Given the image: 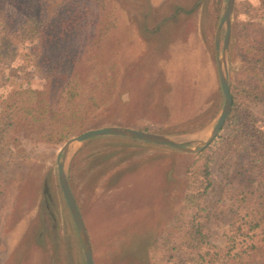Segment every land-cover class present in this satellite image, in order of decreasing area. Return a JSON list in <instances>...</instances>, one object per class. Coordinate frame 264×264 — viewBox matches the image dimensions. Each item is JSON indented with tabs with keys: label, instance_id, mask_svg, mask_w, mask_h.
<instances>
[{
	"label": "rangeland",
	"instance_id": "374dc122",
	"mask_svg": "<svg viewBox=\"0 0 264 264\" xmlns=\"http://www.w3.org/2000/svg\"><path fill=\"white\" fill-rule=\"evenodd\" d=\"M226 1L95 0L99 2L94 7L99 11L97 22L89 28L81 23L73 28V44L68 43L70 36L59 41V46L88 54L78 67L82 76L86 71L93 74V81L85 85L87 91L97 83L105 89L106 84L112 97L85 125H74L62 143H37L23 136L9 140L6 149L5 142L0 143V264H86L59 184L58 160L71 138L107 127L184 141L210 134L225 101L215 37ZM21 19L17 15L18 23ZM105 23L110 27L105 28ZM236 26L243 34L232 52ZM87 32L95 36L84 48L81 39ZM260 35H264V0H235L227 56L233 86L243 80L245 39L251 36L248 41H258ZM225 37L223 28L221 50ZM16 39L0 43V102L10 91L42 89L44 84L34 63L38 41ZM43 52L51 54L54 49ZM99 94L104 95L100 90ZM242 101L246 126L227 120L210 145L212 184L203 199L206 211L201 220L210 246L202 248V257L196 259L175 240L176 251L167 253L161 247L154 264H231L229 257L220 255L246 216L243 205L249 207L252 218L264 216V184L247 190L236 178L238 165L249 166L252 160L248 126L264 132V100L245 97ZM93 139L74 144L67 172L95 264H127V256L133 254L147 259L144 252L153 237L176 230L168 225L169 218L182 204L189 181L187 168L196 153L127 137ZM249 228L247 224L237 231L243 243L233 251L241 253L244 261L256 253L252 244L264 246V224ZM128 236L137 237L126 245Z\"/></svg>",
	"mask_w": 264,
	"mask_h": 264
},
{
	"label": "trees",
	"instance_id": "16d2710c",
	"mask_svg": "<svg viewBox=\"0 0 264 264\" xmlns=\"http://www.w3.org/2000/svg\"><path fill=\"white\" fill-rule=\"evenodd\" d=\"M50 2L55 3L48 5ZM99 2L95 3V0H0V43H12L16 38L21 42H31L29 41L31 37L38 41V52L34 63L40 79L44 82L42 89H15L4 95L0 102V143L3 146L5 142L3 146L5 149L8 148L9 140L19 136L37 143L41 141L62 143L71 135L74 125H85L97 110L108 103L107 98L112 97V92H108L106 84L105 89H101L100 84L97 83L92 86L91 91H87L85 85H90L93 81V74L91 71H86L82 76L78 67L85 62L88 54L77 53L72 46L67 47L65 44L59 46V41H65L72 35L71 31L80 23L89 28L97 22L99 11L94 7ZM17 15L22 18L19 23ZM50 19L53 22H50ZM109 27L110 24L105 23V28ZM241 34L243 31L239 29V26L233 28L232 52L236 45H239ZM93 36L95 33L87 32L84 37L86 39H81L84 48L91 44L90 38L92 39ZM260 36L258 41H248V38H252L251 36L245 39L248 43L242 55L245 66L243 80H236V87L230 81L233 110L228 121L234 125L246 126L247 121L242 109L243 98L264 100V35ZM73 40L74 38L70 36L68 43L73 44ZM50 47L54 49V53L45 54L43 51ZM61 49L64 54H61ZM47 85L48 91L45 90ZM115 86L116 84L111 88L115 89ZM99 90L104 94L102 97ZM248 131L252 137V160L248 162L249 166L241 165L243 163L238 165L240 171L238 176L236 174V178L240 177L238 181L240 185H244L247 190L255 189L254 185L257 183L264 184V132L255 131L250 125ZM101 138L105 137L95 139ZM213 141L192 155L194 161L187 168L189 181L183 190L182 204L177 211L173 212L168 222L171 228L176 229L174 233L163 231L155 235L144 252L147 259L139 258L135 254L128 255L127 264H154L155 254L160 252L161 247L162 251L170 253L178 248L177 242H180L178 245L180 248L183 247L192 258L196 259L202 257L200 253L202 248L210 246L201 220L206 211L203 199L212 184L209 151ZM176 152L180 151L176 150ZM257 189H260V186ZM262 195L260 194L261 197ZM243 210L247 211L246 216H242L245 217L243 219L247 217L250 219L243 223L241 218L242 223L238 224V227L234 226L237 227L236 232L230 236L228 247L220 257H229L231 264H264V246L261 245H251L256 253L250 256L248 261L242 260L239 252L233 254V251L243 243L238 241L240 235L239 232L237 233L243 225L249 224V230L252 231L264 224V216L252 218L248 213L247 205H243L241 211ZM136 237L128 236L124 241L125 244L132 243ZM175 240H177L176 243Z\"/></svg>",
	"mask_w": 264,
	"mask_h": 264
},
{
	"label": "water",
	"instance_id": "95a60500",
	"mask_svg": "<svg viewBox=\"0 0 264 264\" xmlns=\"http://www.w3.org/2000/svg\"><path fill=\"white\" fill-rule=\"evenodd\" d=\"M234 5L235 0L226 1L223 17L218 26L215 37L216 60L219 73V80L225 101L222 112L217 119V123L210 131V134L208 136L184 141L172 136L154 134L135 129L122 127H107L88 130L80 135L71 138L63 145L61 149V155L58 160L59 184L67 202V205L70 209V212L72 214L84 252L86 264H95L94 254L88 237L85 222L83 220L77 201L73 195L71 186L68 181L67 172V164L74 144H83L87 140L96 137L116 136L132 138L160 146H167L182 151L184 153H197L200 149L208 146L219 135L226 121L230 117L233 109V98L231 95L227 56L232 36V16ZM223 28L226 29V37L223 45V50H221V32Z\"/></svg>",
	"mask_w": 264,
	"mask_h": 264
}]
</instances>
